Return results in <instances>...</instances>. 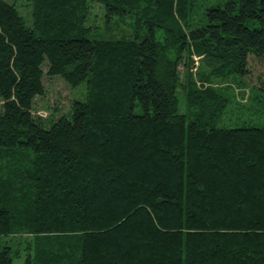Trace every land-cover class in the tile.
Returning <instances> with one entry per match:
<instances>
[{"label":"trees","instance_id":"1","mask_svg":"<svg viewBox=\"0 0 264 264\" xmlns=\"http://www.w3.org/2000/svg\"><path fill=\"white\" fill-rule=\"evenodd\" d=\"M30 2L27 25L0 0V237L24 264H264V124L216 127L228 86L194 80L242 83L264 0ZM94 4L134 36L86 37ZM46 74L86 83L69 116L32 113Z\"/></svg>","mask_w":264,"mask_h":264},{"label":"rangeland","instance_id":"2","mask_svg":"<svg viewBox=\"0 0 264 264\" xmlns=\"http://www.w3.org/2000/svg\"><path fill=\"white\" fill-rule=\"evenodd\" d=\"M12 2L21 16L26 20V24L30 25L32 22V6L30 0H6ZM194 10L201 14L204 8L221 4L225 0H194ZM90 17L86 22V26H90L86 37L90 39H110L120 38L121 36L133 37L136 30L135 16L130 14L123 17H114L105 22V14L103 7L99 4H94L91 8ZM190 71L196 72L198 60H194ZM249 74L244 77L242 83L224 82V83H206L197 79L194 75L196 86L207 87L212 85L220 87L231 100L228 102L225 112L221 115V119L215 124L216 127L233 128L244 126H257L262 127L264 124V92L261 87L264 86V57L259 58L254 53L248 55ZM180 72L184 70L183 65H180ZM43 71L46 72L45 66ZM44 82V95H39L35 98L33 114L42 116L43 118H57L60 115L69 116L70 105L73 100H84L86 96V83L81 82L77 86L67 84L60 76L45 75ZM178 91L179 108L184 111V97ZM134 110L142 112L137 106ZM26 235L20 237H0V248L3 244L12 246V256L14 264H24L29 250L26 248Z\"/></svg>","mask_w":264,"mask_h":264},{"label":"built area","instance_id":"3","mask_svg":"<svg viewBox=\"0 0 264 264\" xmlns=\"http://www.w3.org/2000/svg\"><path fill=\"white\" fill-rule=\"evenodd\" d=\"M198 58H199L198 56H197V57H195V56H194V60H195V59H197V60H198Z\"/></svg>","mask_w":264,"mask_h":264}]
</instances>
